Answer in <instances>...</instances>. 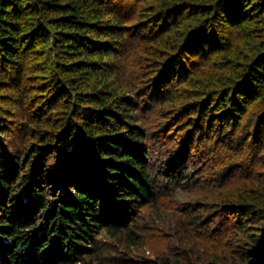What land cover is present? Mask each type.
Returning a JSON list of instances; mask_svg holds the SVG:
<instances>
[{"label": "trees", "instance_id": "16d2710c", "mask_svg": "<svg viewBox=\"0 0 264 264\" xmlns=\"http://www.w3.org/2000/svg\"><path fill=\"white\" fill-rule=\"evenodd\" d=\"M174 2L180 8L194 5L198 18L183 32L164 29L162 36L173 37L164 46L174 54L158 61L155 71L161 81H155L150 92L166 98L163 84L172 76L180 83L188 81L182 59L190 47L202 46V34L208 32L209 48L216 52L230 47L222 27L241 30L247 25L258 46L252 42V53L227 88L206 93L208 106L200 113L210 117L220 112L221 120L232 125L252 100L259 99L264 108V0ZM113 4L112 0H0V84L15 81L12 87L21 93L30 83L25 81L28 71L50 73L42 91L52 98L47 111L44 102L37 108L36 128L26 131L35 143L21 153L0 156V264H104L84 260L99 257L95 239L102 229L126 240L130 248L140 249L144 243L136 209L158 206L153 195L160 185L150 175L128 98L106 83L112 75L109 60L115 59L127 38L122 20L111 13ZM172 12L167 5L154 17L164 24ZM154 40L146 38L149 43ZM198 48L205 52V47ZM41 56L46 57L39 64ZM57 68L70 77L59 79ZM51 112L55 117L50 119ZM4 130L0 116V137ZM187 159L186 153L170 154L157 169L163 189H171L165 196L172 198L184 182L197 184L194 175L191 179L185 174L193 169ZM221 209L234 216L231 224L225 222L226 236L238 234L231 239L234 243L220 252L190 242L203 217L193 209V213L184 210L188 216L178 220V229L185 253L178 251L175 264H264V187L248 189ZM257 254L262 257L255 258ZM121 264L172 263L162 257L150 261L129 255Z\"/></svg>", "mask_w": 264, "mask_h": 264}, {"label": "rangeland", "instance_id": "374dc122", "mask_svg": "<svg viewBox=\"0 0 264 264\" xmlns=\"http://www.w3.org/2000/svg\"><path fill=\"white\" fill-rule=\"evenodd\" d=\"M112 2L111 13L122 20L127 38L115 59L109 60L112 75L106 83L110 85L111 91L128 98L126 100L132 108L131 117L147 152L150 175L157 178V185H160L153 195L158 206L144 205L136 209L138 222L144 228L140 234L144 242L140 249L130 248L126 240L105 233L102 229L95 239L99 251V257H96L99 259L91 255L84 260L121 264L129 255H143L150 261L162 257L175 264L179 257L178 251L183 252L184 248L178 220L188 216L182 213L184 210L193 213L190 211L192 209L202 215L203 221L195 227L194 240L190 239V242L208 250H224L234 237L232 232L226 236L225 222L228 220L231 224L234 216L226 211L222 213L225 209H221V206L233 203L248 189L260 191L264 187V108L258 102L259 99L252 100L237 124L232 125L227 119L221 120L220 112L210 117L200 112L208 106L207 92L211 93L219 87L227 88L242 71L247 55L252 53V42L255 43L249 36L252 27L246 25L241 30L222 27L230 47L216 52L209 48L208 32L202 34L199 38L202 46L197 43V46L190 47L192 49H188L182 59L185 71H191L190 74H184L188 81L180 83L178 77L172 76L170 82L163 84L165 93L169 94L164 98L161 94L150 92L155 81H161L155 71L159 69L158 61L167 60V53L174 54L164 46L173 40L172 34H162L165 28L173 27L179 33L195 24L194 17L198 16L194 13L195 6L188 4L190 7L180 8L174 0ZM167 5L174 12L166 14L164 24H158L154 16ZM148 37L155 40L149 43L146 41ZM198 47H205V52H200L201 48ZM259 48L258 51H262ZM198 49L199 53H196ZM45 57L41 56L37 62L40 64ZM55 73L65 81L70 77L63 74L60 68ZM49 74L28 71L25 81L30 83L21 93L12 87L15 81L0 84V116L5 129L0 137L2 158L7 154L10 157L16 152L21 153L24 148L35 143L33 138L25 134L28 129L36 128L34 119L39 117L37 108L42 107L41 103L46 104L43 111L52 105V98L42 91ZM52 112L49 114L50 119L55 115ZM29 120L31 123L27 124ZM185 153L188 167H193L185 174L191 179L194 175L197 184L184 182L182 189H178L172 198L167 197L166 191L171 189H163L165 183L158 178L156 171L170 154L184 156ZM185 246L188 247V244ZM260 257L257 254L255 258Z\"/></svg>", "mask_w": 264, "mask_h": 264}]
</instances>
